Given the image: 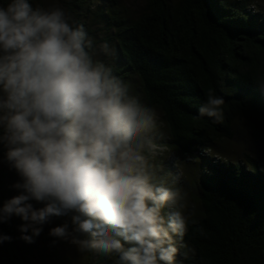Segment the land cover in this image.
Here are the masks:
<instances>
[{
    "label": "clouds",
    "instance_id": "obj_1",
    "mask_svg": "<svg viewBox=\"0 0 264 264\" xmlns=\"http://www.w3.org/2000/svg\"><path fill=\"white\" fill-rule=\"evenodd\" d=\"M100 55L117 52L65 9L0 5V144L21 178L0 223L20 217L21 239L33 243L53 217H69L71 230L65 222L49 235L82 253L114 256L115 264H176L193 251L182 245L181 253L176 239L188 231V194L169 186L178 171L160 175L155 163L168 150L163 122ZM224 104L209 89L198 118L222 123ZM10 240L0 235V243Z\"/></svg>",
    "mask_w": 264,
    "mask_h": 264
},
{
    "label": "trees",
    "instance_id": "obj_2",
    "mask_svg": "<svg viewBox=\"0 0 264 264\" xmlns=\"http://www.w3.org/2000/svg\"><path fill=\"white\" fill-rule=\"evenodd\" d=\"M59 1L97 43L116 49L106 63L157 110L167 149L191 157L196 195L187 179L175 185L169 180V186L190 193L184 210L188 231L176 239L181 253L182 245L193 251L187 258L178 254L177 264H264V166L250 151L241 160L227 157L239 125L264 129V0H143L137 10L121 0ZM209 89L225 100L222 123L198 118ZM6 151L0 144V208L12 198L1 189ZM0 235L11 237L0 243V264H36L34 257L37 264H65L58 255L60 239L44 232L27 243L13 216L0 223ZM88 252L87 264L115 259Z\"/></svg>",
    "mask_w": 264,
    "mask_h": 264
},
{
    "label": "rangeland",
    "instance_id": "obj_3",
    "mask_svg": "<svg viewBox=\"0 0 264 264\" xmlns=\"http://www.w3.org/2000/svg\"><path fill=\"white\" fill-rule=\"evenodd\" d=\"M100 1L102 2L103 0H100ZM121 1L125 5H128L129 7H131L133 10L139 9L144 3L143 0H121ZM260 3L264 4L263 2H260ZM49 7H61L66 10V8L60 3L59 0H45L44 8H49ZM66 12L68 11L66 10ZM97 26L98 25H96L95 27L97 28ZM101 38H103V34L100 35L98 39H101ZM100 42H103V41H99V43ZM98 58L104 60L105 63L107 62V60L110 59V57H105L103 55H100ZM132 88L135 94H137L140 97L138 87L136 86L135 83H134V86H132ZM160 131L162 133H165L161 129ZM236 132H237L236 133L237 137L233 141L234 143L227 146V148L231 151V156H227V155L226 156L231 157L233 159L241 160L243 158L244 151H250L256 158L259 159V161L261 162V166H264V129L259 130L257 128L251 127L250 124L242 123L241 125L237 127ZM156 160H159L158 166H162L164 172L168 171L170 169V166L176 165V162L180 163V165L181 163H183V165H181L182 170H179V168H177L176 171L180 173L182 180L186 181L185 179H187V181L189 182L190 191L193 190L192 191L193 196L196 195L197 190H195V186L197 183L196 180L198 179L197 178L198 175L194 176V178H190L189 172H191L190 169L193 168L192 166H190V163L188 162V161H191L190 159H186L178 155V153L176 156L173 150L168 148L167 152H165L162 156H158ZM162 160L163 161L166 160L167 162L160 163L162 162ZM199 161L200 160L197 159V162ZM193 171L195 172L194 168H193ZM4 173L6 176L1 182V189L5 191V193L8 194L9 196L14 197L17 195L18 189H15L12 186L17 182H20L21 178L16 173L15 169L11 168L8 163L5 164ZM172 173L175 174L176 172L172 171ZM182 189L184 191L185 188H182ZM189 194L190 193H188V195ZM33 203H34L33 206L35 208H39L43 206V204L38 203L36 201H33ZM191 204H193L192 201H191ZM65 222L69 223V230H71L72 226H71L69 217H53L49 223L42 226L43 230L41 233L45 232L49 234V231L51 228L56 227V226H61ZM21 224H23V221L21 220V218L13 215V225L17 231H20ZM53 239L55 238L53 237ZM57 249L59 252L58 255H59L60 260L64 261L65 264H87V262L90 259L89 252H83V253L80 252L78 250V247L70 243V241L68 240L60 239ZM178 258L179 257L177 256L176 264H177ZM33 259H34L33 260L34 263L37 264L38 261L36 257H34ZM115 259L112 260L113 264H115Z\"/></svg>",
    "mask_w": 264,
    "mask_h": 264
}]
</instances>
